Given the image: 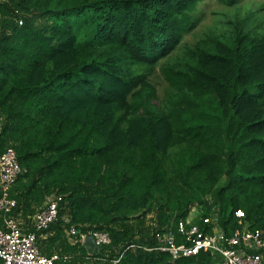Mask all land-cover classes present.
<instances>
[{"label":"trees","instance_id":"trees-1","mask_svg":"<svg viewBox=\"0 0 264 264\" xmlns=\"http://www.w3.org/2000/svg\"><path fill=\"white\" fill-rule=\"evenodd\" d=\"M202 1L0 0V153L14 149L22 168L16 215L63 197L37 232L44 255L68 257L55 264H211L209 252L155 250L156 233L176 232L194 207L202 231L217 207L227 237L241 229L237 210L264 237V33L232 21L183 64H162L170 91L154 103L150 76ZM71 228L111 243L89 254Z\"/></svg>","mask_w":264,"mask_h":264},{"label":"built area","instance_id":"built-area-1","mask_svg":"<svg viewBox=\"0 0 264 264\" xmlns=\"http://www.w3.org/2000/svg\"><path fill=\"white\" fill-rule=\"evenodd\" d=\"M21 173L22 168L14 149L9 148L0 153V212L4 216V228L0 229V263L55 264L62 258L68 259L67 256L58 253L44 255L37 237V232L48 229L57 220L63 197L51 196L43 207L25 221L15 214L17 201L11 197L12 187ZM193 209L185 220L177 223L176 232L171 224L156 233L155 239L158 245L155 250L168 253L172 260L209 252L215 264H264L263 234L258 229H251L250 222L244 220L246 216L242 210H237L235 213L241 229L233 231L231 236L227 237L219 225L218 209L213 210L205 219V223L212 226L211 233L202 231L194 223L199 211L194 216ZM67 235L72 243L84 244L88 235L94 237L96 245L100 248L111 243L110 236L104 232L80 233L75 228H71ZM178 238L181 239L180 242ZM132 247L135 245L129 248ZM118 261V259L113 260L114 263Z\"/></svg>","mask_w":264,"mask_h":264},{"label":"rangeland","instance_id":"rangeland-1","mask_svg":"<svg viewBox=\"0 0 264 264\" xmlns=\"http://www.w3.org/2000/svg\"><path fill=\"white\" fill-rule=\"evenodd\" d=\"M197 25L190 33L186 34L182 43L177 47L173 54L166 60L160 61L150 76L151 83L155 86L157 97L154 103L163 109L166 95L170 87L166 79L161 74L162 64L181 65L187 59L189 49L195 48L198 44L208 41L221 34H229L232 21L242 23L249 19L255 32L264 33V0H243L238 6H227L219 0H203L196 9ZM211 196L205 200L202 206L205 209L211 202ZM200 208L193 209L196 215ZM217 211V207L213 208Z\"/></svg>","mask_w":264,"mask_h":264},{"label":"water","instance_id":"water-1","mask_svg":"<svg viewBox=\"0 0 264 264\" xmlns=\"http://www.w3.org/2000/svg\"><path fill=\"white\" fill-rule=\"evenodd\" d=\"M84 246L89 254L95 255L101 251V248L96 245L94 237L88 235L85 239Z\"/></svg>","mask_w":264,"mask_h":264},{"label":"crops","instance_id":"crops-1","mask_svg":"<svg viewBox=\"0 0 264 264\" xmlns=\"http://www.w3.org/2000/svg\"><path fill=\"white\" fill-rule=\"evenodd\" d=\"M211 263H212V264H215V263H214V261H213V262H211Z\"/></svg>","mask_w":264,"mask_h":264}]
</instances>
